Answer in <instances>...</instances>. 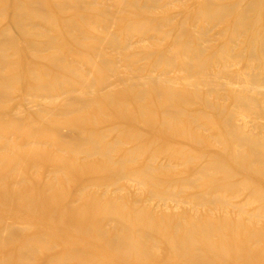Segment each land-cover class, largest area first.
I'll return each mask as SVG.
<instances>
[{"label": "bare ground", "instance_id": "obj_1", "mask_svg": "<svg viewBox=\"0 0 264 264\" xmlns=\"http://www.w3.org/2000/svg\"><path fill=\"white\" fill-rule=\"evenodd\" d=\"M263 104L264 0H0V264H264Z\"/></svg>", "mask_w": 264, "mask_h": 264}, {"label": "rangeland", "instance_id": "obj_2", "mask_svg": "<svg viewBox=\"0 0 264 264\" xmlns=\"http://www.w3.org/2000/svg\"><path fill=\"white\" fill-rule=\"evenodd\" d=\"M263 108H264V104H263ZM237 115H239L240 117H242L241 115V113H240V111L238 112V114ZM239 120V119H238ZM261 124L262 125H264V118H261ZM128 186L130 187V189L131 190H133V192H137V190H138V184H136V183H134V182H132V181H128ZM183 202V201H182ZM183 204L185 205V206H187V203H185V202H183Z\"/></svg>", "mask_w": 264, "mask_h": 264}]
</instances>
